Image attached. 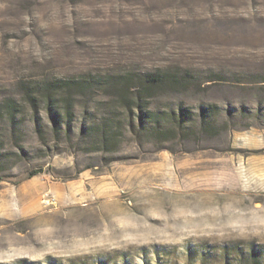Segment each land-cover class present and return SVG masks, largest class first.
<instances>
[{
    "label": "rangeland",
    "instance_id": "obj_1",
    "mask_svg": "<svg viewBox=\"0 0 264 264\" xmlns=\"http://www.w3.org/2000/svg\"><path fill=\"white\" fill-rule=\"evenodd\" d=\"M158 70L178 82L150 109H187L190 138L126 129L97 149L108 112L126 122L102 83L60 133L27 99ZM8 99L21 112L0 114V264H264V0H0L1 112Z\"/></svg>",
    "mask_w": 264,
    "mask_h": 264
},
{
    "label": "trees",
    "instance_id": "obj_2",
    "mask_svg": "<svg viewBox=\"0 0 264 264\" xmlns=\"http://www.w3.org/2000/svg\"><path fill=\"white\" fill-rule=\"evenodd\" d=\"M102 81L63 82L55 80L43 87L39 86L35 91L28 92L27 99L36 114L39 103H46L55 131L60 133L62 125L65 123L70 126L75 116L74 99L77 93L82 95L101 83L109 85V89L114 92L109 105H112L113 110L123 109L126 122H121L122 120L118 119L119 117L115 112H108L103 122L92 128V131L101 140L102 145L100 147H103L97 149H110L118 136L124 135L126 129L138 136L143 133L156 135L161 141L169 140L172 134H178L184 139L190 138L191 134L194 133L193 129L186 126L187 123L193 121V115L187 109L180 108L179 114L175 111L159 113L150 109V99L153 97V92L164 86L177 85L178 78L176 76L158 70L156 72L113 75L110 79L107 78ZM20 112L18 104L13 99H8L4 105V111H0V114L5 115L12 125H16ZM211 115H216V112L210 108L202 112L201 132L203 134H215L219 130V126L212 122ZM37 130L40 135H43L41 125L38 123ZM40 173H42L41 170L33 171L27 179H31Z\"/></svg>",
    "mask_w": 264,
    "mask_h": 264
}]
</instances>
